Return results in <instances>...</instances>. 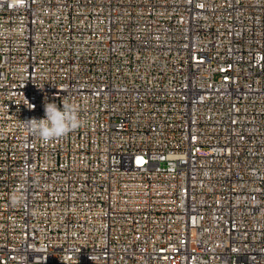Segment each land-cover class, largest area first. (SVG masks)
<instances>
[{"label": "built area", "instance_id": "obj_1", "mask_svg": "<svg viewBox=\"0 0 264 264\" xmlns=\"http://www.w3.org/2000/svg\"><path fill=\"white\" fill-rule=\"evenodd\" d=\"M0 264H264V0H0Z\"/></svg>", "mask_w": 264, "mask_h": 264}, {"label": "clouds", "instance_id": "obj_2", "mask_svg": "<svg viewBox=\"0 0 264 264\" xmlns=\"http://www.w3.org/2000/svg\"><path fill=\"white\" fill-rule=\"evenodd\" d=\"M61 105L46 102L44 118H32L25 121L29 133L38 135L42 142H50L82 127L84 122L80 117L79 106L68 100H65ZM27 107L32 109L34 105L28 102Z\"/></svg>", "mask_w": 264, "mask_h": 264}]
</instances>
